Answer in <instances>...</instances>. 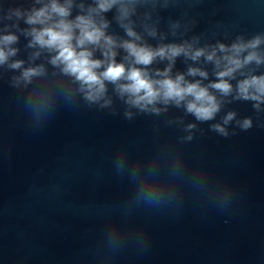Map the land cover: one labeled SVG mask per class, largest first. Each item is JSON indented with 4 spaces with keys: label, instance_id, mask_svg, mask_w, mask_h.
<instances>
[{
    "label": "water",
    "instance_id": "1",
    "mask_svg": "<svg viewBox=\"0 0 264 264\" xmlns=\"http://www.w3.org/2000/svg\"><path fill=\"white\" fill-rule=\"evenodd\" d=\"M0 264H264V0H0Z\"/></svg>",
    "mask_w": 264,
    "mask_h": 264
}]
</instances>
